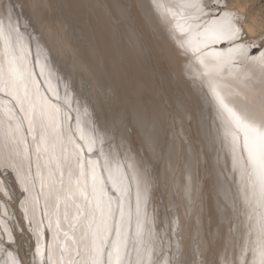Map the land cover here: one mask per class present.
I'll use <instances>...</instances> for the list:
<instances>
[{
    "label": "snow or ice",
    "instance_id": "obj_1",
    "mask_svg": "<svg viewBox=\"0 0 264 264\" xmlns=\"http://www.w3.org/2000/svg\"><path fill=\"white\" fill-rule=\"evenodd\" d=\"M0 264H264V0H0Z\"/></svg>",
    "mask_w": 264,
    "mask_h": 264
}]
</instances>
